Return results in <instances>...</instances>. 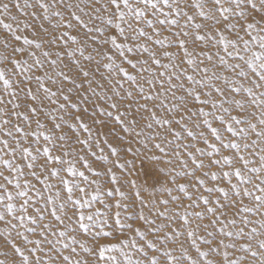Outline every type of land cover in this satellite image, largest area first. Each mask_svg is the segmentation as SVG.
<instances>
[{"label":"snow or ice","instance_id":"obj_1","mask_svg":"<svg viewBox=\"0 0 264 264\" xmlns=\"http://www.w3.org/2000/svg\"><path fill=\"white\" fill-rule=\"evenodd\" d=\"M0 264H264V0H0Z\"/></svg>","mask_w":264,"mask_h":264},{"label":"rangeland","instance_id":"obj_2","mask_svg":"<svg viewBox=\"0 0 264 264\" xmlns=\"http://www.w3.org/2000/svg\"><path fill=\"white\" fill-rule=\"evenodd\" d=\"M105 151H106V153H107V148H106V147H105ZM130 158H131V154H130V153L125 154V149L122 148V149H121V162H123L124 159H130ZM137 167H138V168L140 167V162H139V161H137ZM145 169L148 170V166H147V164L145 165ZM145 178H146V177H145Z\"/></svg>","mask_w":264,"mask_h":264}]
</instances>
